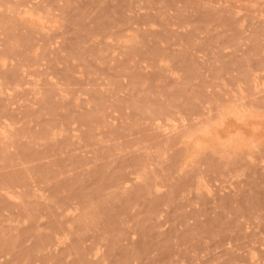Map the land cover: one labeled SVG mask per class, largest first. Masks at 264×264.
Instances as JSON below:
<instances>
[{
	"label": "rangeland",
	"instance_id": "obj_1",
	"mask_svg": "<svg viewBox=\"0 0 264 264\" xmlns=\"http://www.w3.org/2000/svg\"><path fill=\"white\" fill-rule=\"evenodd\" d=\"M0 264H264V0H0Z\"/></svg>",
	"mask_w": 264,
	"mask_h": 264
},
{
	"label": "bare ground",
	"instance_id": "obj_2",
	"mask_svg": "<svg viewBox=\"0 0 264 264\" xmlns=\"http://www.w3.org/2000/svg\"><path fill=\"white\" fill-rule=\"evenodd\" d=\"M225 156V155H224Z\"/></svg>",
	"mask_w": 264,
	"mask_h": 264
}]
</instances>
